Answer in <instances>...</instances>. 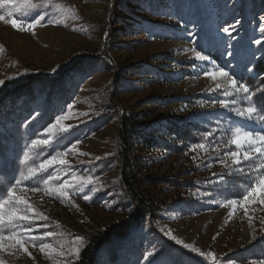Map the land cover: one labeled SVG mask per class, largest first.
Instances as JSON below:
<instances>
[{"label": "rangeland", "instance_id": "374dc122", "mask_svg": "<svg viewBox=\"0 0 264 264\" xmlns=\"http://www.w3.org/2000/svg\"><path fill=\"white\" fill-rule=\"evenodd\" d=\"M49 2L64 10L32 13L36 18L45 15L32 31L0 22V80L4 81L0 93L12 91L5 97L8 107L16 109L7 115L12 132L26 113L41 109L47 116L42 128L38 124L39 135L33 137L48 139L49 144L29 146V155L19 154L16 175L17 169L24 171V161L37 152L50 158L56 151H66L62 158L71 167L53 166L42 173L48 184H41L39 192L30 191L33 182L25 181L15 193L48 217L36 222L33 234L55 232L44 240L51 249L40 252L29 245L30 257L6 246L0 251V260L4 264H74L94 231L128 222L130 228L122 239L115 238L98 251L96 264H262L264 205L243 203L241 192L247 187L248 176L229 172L217 157V148L220 157L235 150V145L224 148L228 129L247 123L259 132L255 124L260 121L236 116L233 107L249 105L240 103L239 96H224L227 81L205 73L223 70L243 82L230 70L236 64L227 60L232 57L229 41L264 25V0H204L207 13L213 16L208 27L220 43L210 52L216 58L204 52L207 43L199 37L204 25L174 11L178 0ZM187 10L192 13L194 6L190 4ZM229 24L235 25L231 37L221 31ZM197 52L209 59H197ZM221 58L228 65L218 64ZM30 74L49 78L44 79L45 90L39 79L30 84L35 97L45 91L42 96L47 98L48 80L60 81L57 93L44 107L35 105L28 98L29 92L21 88ZM229 99L238 103L227 109L219 103ZM128 112L136 117L140 135L169 144L167 148H151L134 140L128 149L139 163L138 190L158 205L145 217L135 215L136 206L121 184L117 128L119 116ZM196 115L203 116L198 119ZM61 116L64 118L53 133H48L46 129ZM182 120L192 122L184 138L164 135L170 121ZM6 129L0 124V135H10ZM209 132L214 137L207 136ZM76 141L75 149L69 150ZM199 143L205 147L191 149ZM3 174L0 172V177ZM79 175L93 176L94 186L86 185L80 192L70 187L68 197L59 199L48 191L64 181L75 185ZM149 178H154V183L140 181ZM221 179L227 183L220 184ZM4 182L0 178V184ZM4 194L0 189V196ZM84 195L90 199L85 200ZM226 199H236L238 204L226 205ZM183 244L193 245L205 256ZM75 248H79V256L72 251ZM208 252L216 255L215 262L207 257Z\"/></svg>", "mask_w": 264, "mask_h": 264}, {"label": "snow or ice", "instance_id": "6c2138e0", "mask_svg": "<svg viewBox=\"0 0 264 264\" xmlns=\"http://www.w3.org/2000/svg\"><path fill=\"white\" fill-rule=\"evenodd\" d=\"M11 6V7H9ZM7 8V11H3ZM55 8L59 11L64 9L60 4H51L49 0H0V22L10 24L14 29L23 31H32L37 25H40L45 20V15L40 14L38 18L32 15V13H41L44 10ZM17 13L20 14L19 18H16ZM51 19V17H48ZM55 22V21H53ZM235 30V25L229 24L227 27H222L221 31L228 37L232 36V32ZM264 31V28L261 29ZM257 45L261 44L260 40L254 41ZM230 54V53H229ZM196 58L199 60H208L209 57L202 55L200 52L196 53ZM205 75H216L223 77L228 84V87L224 89V96L226 97H240V103H247V107H233V112L236 116L242 117L245 121L264 122V116H260V112H264V107L257 108L253 103V97L256 96L255 90H250L249 86L243 82H238L236 78L229 75V73L221 70L219 73H205ZM0 85H4V81L0 80ZM221 85H217L220 88ZM219 103L224 108H229L230 105H236L238 103L235 99L221 100ZM64 117H57L56 124L50 125L46 131L53 133V130L59 124L60 120ZM66 131V130H65ZM229 139L224 144V148H229L231 145H235V150H229L225 153L224 157H220L219 148H217V157L226 169L231 173H241L248 176L246 189H243L241 195L243 197V203L249 202L253 204L264 205V129L257 132L254 129H250L247 123L234 126L227 130ZM209 137H214V133H207ZM76 143H71V149H75ZM38 144L48 145L49 140H31V146ZM192 150L197 148H204L203 143L193 144L190 146ZM66 151H56L55 155H51L50 158H44L40 152H37L35 157L29 156L25 161L24 171H18V176L13 173L8 177L5 184H0V189H3L5 194L0 196V251L5 247L21 250L23 253H27L28 256H32L29 252L28 246L38 248L40 252H44L45 249H51V245L45 243L44 240L56 235L53 231H45L41 235H34L33 229L36 222L41 220H47L48 217L36 211L33 206L25 199L17 196L16 190L25 181H32L30 191H41V184L47 186L48 179L44 178L41 174L46 172L53 166H65L69 165V162L62 157L66 156ZM231 160V164L228 160ZM247 162V167H245ZM237 167H233V166ZM215 175V174H214ZM222 175H228L224 173ZM76 184L71 185L68 181L58 184L55 188L48 189L57 199L67 198L69 195L68 189L74 187L76 191H84L86 185H93V176L87 177L79 175L75 177ZM220 184H226L223 179L219 180ZM94 186V185H93ZM85 200L90 199L88 195H84ZM225 204L237 205L236 199H226ZM247 214V209H245ZM251 222V220H250ZM264 223V221H262ZM175 238V237H173ZM76 239L82 240V237ZM5 241L9 243L6 245ZM39 241V243H38ZM183 243L182 241H177ZM184 248L189 249L194 253H198L201 257L205 256V253L200 249L194 247L191 244H183ZM72 251L79 256V248H75ZM50 255V253H48ZM153 255L148 253V256ZM207 257L211 258L213 262L217 260L216 255L213 252H208ZM0 264H4V261L0 260ZM229 264H232L229 261ZM264 264V262H262Z\"/></svg>", "mask_w": 264, "mask_h": 264}, {"label": "trees", "instance_id": "16d2710c", "mask_svg": "<svg viewBox=\"0 0 264 264\" xmlns=\"http://www.w3.org/2000/svg\"><path fill=\"white\" fill-rule=\"evenodd\" d=\"M186 1H189L186 4ZM192 4L194 6V11L187 10V7ZM174 11L180 13V15H185L183 18L186 20H196V22H201L200 25H204L202 31L199 33L200 41L202 43H207L206 52L210 56H214L213 53H210L214 48L217 49V46L220 44L218 39L211 33L208 25L212 24L210 17H213L211 14L207 13L205 8L204 0H178L177 4L174 5ZM206 13L208 15H206ZM263 24L257 26V30L248 29L243 34L240 33L236 39H230L229 46L232 48V57L227 60H234L235 67L230 69L234 71L236 77L242 80L246 85L249 86L250 90L256 91V96L253 97L254 104L257 108L264 107V31H261ZM260 40L261 44L257 45L254 41ZM215 57V56H214ZM216 58V57H215ZM227 60L224 58L218 59V64L228 65ZM220 64V65H221ZM41 82L43 85L44 78L43 76L30 74L24 83L22 84L23 89L29 92V99L34 101L35 105L46 106L47 101L50 97L53 96L54 92L57 93L56 86H60L59 80H48L50 81L49 90L47 92L48 96L43 97L42 94H45V91L42 93H37L35 97L34 94H31V85L35 80ZM20 84V86H21ZM43 90L45 86L43 85ZM12 91H4L0 93V124L6 126V131L12 132L11 123L12 121L8 118V113L13 112V109L8 107L6 104L5 97H8V94ZM43 97V99H42ZM35 98V99H34ZM48 99V100H47ZM13 99H10V105H13ZM33 103V104H34ZM62 105V102L60 103ZM31 105V104H30ZM32 106V105H31ZM16 110V109H15ZM23 110L27 111L25 108ZM133 114V113H132ZM131 113L121 114L119 116V126L117 128V152L118 158L122 163V176L121 184L124 186V189L129 194L132 202L136 206V214L141 216H146L151 212H154L157 208L156 201L149 199L148 195H144L142 191L138 190V175L136 173L138 168L137 158L128 152V149L131 146V142L137 140L140 145L147 144L151 148L162 147L167 148L169 146L166 141H155L151 137L140 135V126L138 123H135V118ZM261 116H264V112H260ZM203 116V115H202ZM201 115L194 118H201ZM46 115L41 111V109H35L32 114H24L22 117H19V122L13 128V134L10 135H0V172H4L3 178L5 184L8 180V177L15 172V160L19 154L29 155V146H31V140L34 139L33 136L39 135V125L42 128V124L46 120ZM192 124V122H190ZM190 123L182 120L181 123L170 121L169 125L164 127L163 133L166 137L177 138L181 140L184 138L185 133L188 131L187 128L190 126ZM8 124L10 126H8ZM39 124V125H38ZM21 125V128H20ZM256 128L258 130L264 129V122L256 123ZM27 128V129H26ZM26 132V137L24 138V133ZM136 139H133V137ZM132 137V139H131ZM38 137L35 139L37 140ZM56 139H60L57 138ZM18 176V175H17ZM147 180H141L145 183H154V178H149ZM160 208V207H159ZM158 208V209H159ZM157 209V210H158ZM130 228V223H115L94 231L90 236L88 243L82 249L78 260L74 264H96L98 251H100L108 242H111L115 238L122 239L123 236L128 232ZM264 258V254L262 256ZM171 259L170 262H172ZM152 261H150L151 263ZM149 263V264H150Z\"/></svg>", "mask_w": 264, "mask_h": 264}]
</instances>
